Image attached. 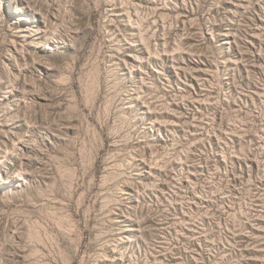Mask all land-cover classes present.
<instances>
[{"label": "rangeland", "instance_id": "374dc122", "mask_svg": "<svg viewBox=\"0 0 264 264\" xmlns=\"http://www.w3.org/2000/svg\"><path fill=\"white\" fill-rule=\"evenodd\" d=\"M0 264H264V0H0Z\"/></svg>", "mask_w": 264, "mask_h": 264}]
</instances>
